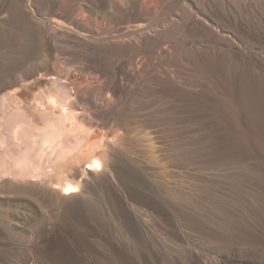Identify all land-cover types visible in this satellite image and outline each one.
Here are the masks:
<instances>
[{
    "label": "rangeland",
    "instance_id": "obj_1",
    "mask_svg": "<svg viewBox=\"0 0 264 264\" xmlns=\"http://www.w3.org/2000/svg\"><path fill=\"white\" fill-rule=\"evenodd\" d=\"M38 72L84 89L90 135L78 125L86 137L63 147L108 157L52 177L59 190L79 166L57 197L3 173L17 146L0 144V264H264V213L226 179L264 153L231 123L220 132L208 100L228 79L264 89V0H0V89ZM153 185L165 204L181 186L188 200L159 209Z\"/></svg>",
    "mask_w": 264,
    "mask_h": 264
},
{
    "label": "bare ground",
    "instance_id": "obj_2",
    "mask_svg": "<svg viewBox=\"0 0 264 264\" xmlns=\"http://www.w3.org/2000/svg\"><path fill=\"white\" fill-rule=\"evenodd\" d=\"M48 21H49V24L51 26L54 24L57 25V23L60 24V22H58V20L56 18H53V17H51ZM58 26H60V25H58ZM137 27L139 28V27H141V25L137 26ZM137 27H135V28H137ZM61 29H63V28H61ZM83 32H81V33H83ZM84 34L82 37H85ZM87 35H88V33H87ZM60 68H61V66H60ZM64 72H66V71H64ZM66 74H68V73H66ZM69 74H68V76H69ZM36 75L37 76L34 75L35 77L33 76L32 80L29 81L28 83H25L22 78L21 79L16 78L15 80H12L6 87H3V89H0V127L2 126V129L0 128V144H7V145L8 144H10V145L14 144L17 146V149H16L17 152L15 150L16 147L14 148V147L10 146L11 148H14L13 150H15V154L14 153L10 154V152H12L13 150L11 151L9 149L10 152H9V150H7L8 151L7 154L4 155V157L5 156L9 157V155H8V153H9L10 158L7 160L8 166H6V164H5V166L7 168L5 167V170L3 171V173H9L14 178H25V179H27V178L32 179L33 178L34 180H38L39 183L42 184V186L45 185V187H48L50 185L49 188L52 186V188H51V190H52L53 188L55 189L56 185L58 184V182L56 183V181H54V179L52 177H55V176L62 174V173L64 174L65 171L70 169V166L73 163H77V164L79 163L78 165H80V162H84L85 164H87V167L84 168V171L94 170L93 173L97 170L101 171V169L103 168L101 166V164L102 163H104V165L106 164V162H102V157H108V153H107L106 149H103L106 147L105 144H103L105 147H103L102 144L98 147V145L100 144L99 142H97L98 140L95 141V142H97L96 143V146H97L96 150H91L92 147L90 145V148H89L90 151H89V149L87 150L84 147L86 151L77 150V151H79L77 153L76 150H74V149L76 147H77L76 149H78V145H79L78 144V145H76V147L74 146V148H71V149H73V154H72V151L70 148H68V149L65 148V147H67L66 144L63 145L64 143H66V139L69 140L70 137L72 136V135H69L70 133H73L76 136L78 134L77 132H79L82 128L85 127L83 124H82V126H81V124H79V123L84 121V119L83 120L81 119L82 117L80 118L81 122L79 121L78 124L76 125L77 119H78L77 114H79V113L83 114V111H85V110H83V108H82L83 111L80 112V110H79L80 106H83V104H84L83 102H82V105L79 103V101L81 100L80 98H82L81 95L84 94V92H82L84 89L82 90L81 82H80V84H81L80 85L79 83L77 84L76 82H74L75 80H71L70 82L69 81L68 82L60 81L61 79H59L55 74L50 76L47 80L41 79V78L45 77V73H43V75H42L40 72H38ZM57 75H58V73H57ZM235 81L232 82V80H230V81H229V79L226 80L224 82L223 86L218 88V90H216V92L212 94V97H210V98H212V100H210L208 98V100L210 102L212 101L211 104L213 106V112H212L213 116H214L213 118L215 119V121L217 120L216 121V122H218L217 124H219L220 126H223V130L220 128L222 130L220 132L224 131V133H225V130H228V124L231 123L232 126L234 127V129H233L234 131L231 132L233 134V136L231 135L232 137L235 136V138L239 137V138L243 139V138H245L246 134H247L246 137H249L248 136V134H249L252 137V139L254 140L253 142L256 143L254 145L258 148L257 151H259V149H260L262 151L261 154H263L264 153V89L261 88L259 85L251 83L252 81H250V82L248 80H247L248 82L247 81H241V80L240 81L237 80L238 82H235ZM255 83H256V81H255ZM40 86H41V89H39L38 91L34 90L35 87L39 88ZM29 92H30L29 97L26 98L25 94L29 93ZM72 96H74V97L71 98ZM84 118H86V117H84ZM88 118H89V115H88ZM202 121H204V120H202ZM216 122H215V125L217 126ZM78 125H80V127H82V128L80 129L78 127ZM84 129H82L83 132L87 131L88 135L85 133L82 134L83 132L81 131L82 133L81 132L80 133L82 134V136H81V138L83 137L82 139H84L86 137L85 135H87V136L90 135L88 130L85 129V131H84ZM229 131H226V133ZM80 133L77 136H80L81 135ZM67 135H68V137H67ZM75 136L71 137V139H73L72 142L73 141L76 142L74 139H77L79 141L81 140L80 138L79 139L75 138ZM225 136H227V135H224L223 137H225ZM65 137H67V138H65ZM251 137H249V138H251ZM89 138H92V137H89ZM89 138H86L85 140H87ZM93 138H95V137H93ZM93 138H92V140H93ZM249 138H248V141H245V142H249ZM63 140H64V142L62 143ZM100 140L102 141V139H100ZM69 142H68V144H72L70 140H69ZM74 142L72 145H74ZM95 142H93V143L95 144ZM104 142H105V139H104ZM91 143L92 142H90V144ZM101 143H103V141ZM106 143H108L107 140H106ZM239 144H241L240 140H239ZM239 144H238V146H239ZM72 145H70V147H73ZM241 145H243V144H241ZM251 145H253V144H251ZM63 146H65V147H63ZM244 146H245V144H244ZM81 147H83V146H81ZM100 147H101V149H99ZM255 148L253 146L254 151H256ZM251 150H252V148H251ZM245 151H249V150H245ZM257 151H256V156L258 155ZM74 152H76L77 154L76 153L74 154ZM3 154L1 153L0 155L3 156ZM2 156L0 158L3 160ZM256 156L254 155V157H256ZM261 156H263V155H261ZM241 157H242V155H241ZM242 160H239L235 164V166L238 167V170L232 174L230 173L229 175H227L226 179L232 183L233 188L236 190V192L243 193L246 195L247 199L252 202L251 205H253L252 206L253 208H255L257 211H261L264 213V158L256 159V160H253L250 162H245ZM105 161H106V159H105ZM72 166H74V165H72ZM75 166H76V164H75ZM77 166L74 167L73 174L78 177V175H80L79 174L80 171L77 168ZM97 166H98V168H96ZM81 172H82V170H81ZM88 173H90V172H88ZM90 174H92V173H90ZM90 174H88V175L90 176ZM94 174H96V172ZM74 175H73V177H74ZM64 176H65V174H64ZM73 177H71L70 179L73 180V179L77 178V177H74V178ZM63 179H65V178H63ZM63 179L60 180L61 183H63L62 182V181H64ZM182 179L183 178H181V180ZM71 180H69V178H68V181H65V183L61 184L60 186H57V187H59V190L55 189V191L57 190L58 192L54 191V193H56V196L59 194L60 197L61 196L66 197V195L71 193L69 190L71 188L77 186V185L73 184L74 182L71 183ZM175 181H172V183ZM177 181L175 183H177ZM139 182H141V181H139ZM164 182H166V181L164 180ZM182 182H185V181L182 180ZM76 183H77V181H76ZM169 183H171V182H169ZM46 184H48V186ZM137 184L139 185L140 183H137ZM141 184H142V182H141ZM147 184H149V183H147ZM244 184L246 185L245 187H244ZM164 185L163 186L161 185L163 191L166 190L167 188H169L171 190V188L168 185H167L168 187L164 186ZM180 185L184 186L185 184H180ZM140 186H142V185H140ZM150 186H151V184L149 185V187ZM182 186L181 187L179 186L180 188H182L181 190H176L177 188L174 189V190H176L175 194H177L176 195V196H178L177 200H178V203H180V204L186 203L188 200V196H189V194L187 193L185 188ZM143 187H145V185ZM158 187L156 188L154 186L155 189H154V191L152 190L153 194H154V195H152V197L154 196V201L157 200L156 203L154 202L156 207H158L160 209L162 206L166 205L167 202L171 205L173 204V206L178 205L177 203H175V205H174V201H177L175 199H174L173 203L169 202L170 193L169 194L167 193L169 190L166 191V193L168 195L165 193L169 199V200L167 199L168 201H166V204H165L164 199L166 200L165 197H167V196L163 195L164 193L160 194ZM172 189H173V187H172ZM62 190L66 191L67 193L63 192ZM150 190H151V187H150ZM162 190H161V192H162ZM72 193H74V192H72ZM173 194H174V191H173ZM176 196H174V197H176ZM57 197H59V196H57ZM171 197L173 199L172 195H170V198ZM62 198H64V197H62ZM171 202H172V200H171ZM169 204H167V205L169 206ZM180 204H179V209L181 211L182 209L180 208L181 207ZM213 206H214L213 209L215 211H217L219 209L218 205L215 201L213 202ZM165 207L167 208V206H164V208ZM169 207H168V209L172 210L171 209L172 206L170 208ZM182 207H184V206H182ZM177 208H178V206H177ZM184 209H185V207H184ZM176 211L178 212V210H176ZM173 212H175V210ZM182 214L185 216V212ZM182 214L179 216L183 217ZM166 216H167V214H166ZM178 224H175V225L178 226ZM262 226H263V228H262L263 232L262 233L264 235V223ZM179 227H181V226H178L177 230L179 229ZM181 231L182 230H180V232ZM197 263H198V261H197Z\"/></svg>",
    "mask_w": 264,
    "mask_h": 264
}]
</instances>
